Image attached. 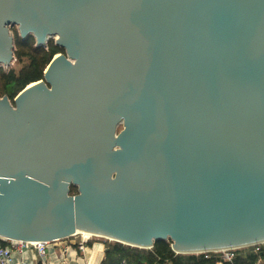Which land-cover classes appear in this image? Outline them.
<instances>
[{"label": "water", "instance_id": "obj_1", "mask_svg": "<svg viewBox=\"0 0 264 264\" xmlns=\"http://www.w3.org/2000/svg\"><path fill=\"white\" fill-rule=\"evenodd\" d=\"M14 27L64 53L0 97V240L264 244V0H0L1 67Z\"/></svg>", "mask_w": 264, "mask_h": 264}, {"label": "trees", "instance_id": "obj_2", "mask_svg": "<svg viewBox=\"0 0 264 264\" xmlns=\"http://www.w3.org/2000/svg\"><path fill=\"white\" fill-rule=\"evenodd\" d=\"M64 53V49L58 47L54 40H51L48 47H38L36 40L32 36L22 39L16 38V59L27 63L16 72L11 69L3 76V67H0V78L3 79L4 89L10 100L24 90L29 84L44 79V74L53 58ZM71 194H77V189L72 187ZM111 242V241H110ZM6 242L0 240V245L6 246ZM91 245V244H89ZM109 249L100 264H215L213 258L207 255H180L176 254L170 241H158L152 249H141L127 246L118 242L105 245ZM262 255V256H260ZM209 256V255H208ZM264 258V247L256 255L254 249L240 250L232 262L223 264H256L258 259Z\"/></svg>", "mask_w": 264, "mask_h": 264}, {"label": "built area", "instance_id": "obj_3", "mask_svg": "<svg viewBox=\"0 0 264 264\" xmlns=\"http://www.w3.org/2000/svg\"><path fill=\"white\" fill-rule=\"evenodd\" d=\"M61 241V240H60ZM6 246L0 245V264H16L14 258L16 255L31 254L37 259L39 258L42 264H51L49 258L50 247L57 242H23V241H10L4 240ZM88 241H82L80 249L84 250ZM263 245L253 247L254 252L259 254ZM240 250H228L217 253L205 254L207 258H213L216 264H222L226 262H232L237 256V252ZM209 255V256H208ZM59 264H69L65 259H60ZM88 264V263H85ZM256 264H264L263 259L260 257Z\"/></svg>", "mask_w": 264, "mask_h": 264}, {"label": "crops", "instance_id": "obj_4", "mask_svg": "<svg viewBox=\"0 0 264 264\" xmlns=\"http://www.w3.org/2000/svg\"><path fill=\"white\" fill-rule=\"evenodd\" d=\"M69 240L57 241L50 247L49 258L51 264H59L60 259H65L69 264H100L106 255L107 248L103 243L87 244L86 248L82 250L80 249L82 241H78L80 239L76 238L77 241ZM262 259L264 261V258ZM14 262L16 264H42L39 258L37 259L28 253L24 256L16 255Z\"/></svg>", "mask_w": 264, "mask_h": 264}, {"label": "rangeland", "instance_id": "obj_5", "mask_svg": "<svg viewBox=\"0 0 264 264\" xmlns=\"http://www.w3.org/2000/svg\"><path fill=\"white\" fill-rule=\"evenodd\" d=\"M12 33L13 34H15L14 36H15V38H17V36H19L20 34H19V32H18V30H17V28L16 27H14L13 28V30H12ZM52 40H54V39H52ZM51 41V40H50ZM55 41V40H54ZM45 48H47V47H45ZM27 63V60L26 59H24L23 60V62H18L17 61V59H16V61L14 62V64L12 65V67H10V68H7V67H3L2 69H3V76L4 75H6L11 69H15V71L16 72H19L23 67H24V65ZM1 67V66H0ZM19 94V93H18ZM17 94V95H18ZM5 95H7V93L5 92V89H4V84H3V79L2 78H0V97H3V96H5ZM16 95V96H17ZM8 96V95H7ZM9 98H10V96H9ZM16 98V97H15ZM15 98H13V99H11V101L13 102V100L15 99ZM76 238H78V239H80V240H78V241H82V238L83 237H81V234H79V235H77V236H74V237H71V238H69L70 240H76ZM69 240V241H70ZM77 241V240H76ZM92 243H103V244H105V245H107V244H109V243H113V242H110V241H108V240H105V239H92V240H90V241H88V245L89 244H91L92 245ZM253 248V247H252ZM252 248H248V249H252ZM248 249H244V250H248ZM196 256H199V255H196Z\"/></svg>", "mask_w": 264, "mask_h": 264}, {"label": "bare ground", "instance_id": "obj_6", "mask_svg": "<svg viewBox=\"0 0 264 264\" xmlns=\"http://www.w3.org/2000/svg\"><path fill=\"white\" fill-rule=\"evenodd\" d=\"M33 85H35V84H32V86ZM81 237H83L82 238V241H90V240H94V239H105V240H108V241H111V240H109V239H107V238H105V237H98V236H95V235H92V234H89V233H82L81 234ZM111 242H114V241H111Z\"/></svg>", "mask_w": 264, "mask_h": 264}]
</instances>
